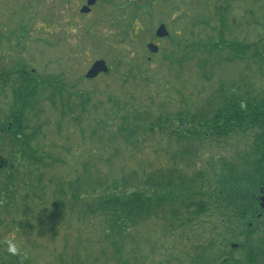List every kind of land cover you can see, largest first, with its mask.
Masks as SVG:
<instances>
[{
    "label": "rangeland",
    "instance_id": "374dc122",
    "mask_svg": "<svg viewBox=\"0 0 264 264\" xmlns=\"http://www.w3.org/2000/svg\"><path fill=\"white\" fill-rule=\"evenodd\" d=\"M86 5L0 0V164L9 160L4 130L20 112L24 75L39 82L30 88L37 96L25 129L39 132L33 147L47 164L50 155L59 160L42 169L41 191L23 190L18 203L0 208V264H190L198 253L218 263L243 260L245 251L231 246L245 243L246 224L222 208L196 211L217 186L218 160L248 158L256 130L207 140L193 137L197 125L163 131L158 119L207 113L214 94L264 101V0H97L81 14ZM161 25L168 39H156ZM101 60L109 72L87 80ZM187 129L183 141L172 133ZM80 181L88 192L93 183L156 195L157 188L168 205L127 236L108 238L103 218L71 208V197L63 202L60 194Z\"/></svg>",
    "mask_w": 264,
    "mask_h": 264
},
{
    "label": "trees",
    "instance_id": "16d2710c",
    "mask_svg": "<svg viewBox=\"0 0 264 264\" xmlns=\"http://www.w3.org/2000/svg\"><path fill=\"white\" fill-rule=\"evenodd\" d=\"M242 53L240 49H237L235 54L243 55ZM22 83L24 85L16 90V106H19L20 112L11 114L9 118L11 123L7 124L4 130L8 142L6 146L10 148V153L6 164H0V171L6 175V179H4L5 177L0 178V199L8 200L7 203L0 202V208L6 210L10 209L11 204L18 203L15 201V196L21 191L27 192L29 189L31 193L37 189L41 191L40 185L45 168L59 163L57 158L50 155L52 162L47 164L44 160L46 155H41L33 147L39 132L30 134L28 131L27 133L23 115L25 110L33 108V99L37 95L30 88L35 89L39 82L34 80V77L24 75ZM61 91L62 89L57 93L61 94ZM88 98L85 97L81 100L80 105L83 109L88 104ZM211 99L213 100L209 104L218 102L216 108H212L215 106L212 105L207 113L199 112L190 116L183 111L176 118H174L175 116L161 118L159 122L163 131L169 130L174 125L176 127L181 124L184 128L190 124L197 125L193 137L202 135L207 140L212 139V136L216 137L214 139H218L235 132L247 133L256 130L248 158H240L235 163L218 160L219 170L215 173L214 178L217 186L197 205L198 210L196 211V214L200 215L206 210L214 211L222 208L230 217L237 219L239 223L246 224L245 232L248 236H246L245 243L239 246L245 251V258L241 261H232L231 258H227L218 263L198 253L190 264H264V210L260 209L258 197L260 187L264 186V101L257 102V99H251L250 96L239 99L235 94L230 98L214 94ZM68 105L69 103L62 105L65 111L64 115L66 113L64 108ZM172 133L177 140L182 141L188 139V135H190L188 131L181 130H173ZM2 143L0 141V145ZM29 179H32V183L28 182ZM88 185L89 183L86 181H80L76 189L72 188L70 194L65 191L60 195L63 197V202L64 198L71 197V208H74L75 204L76 207L83 205L80 211L84 216L103 218L107 223L108 231H111V234L107 235L108 238L111 235L118 238L127 236L133 227L137 224L142 225L151 216L157 217L158 212L168 205V199H166L168 193L162 195L157 188L156 195L144 192L143 188L133 187V189L124 192L116 187L103 189L104 187L100 183H93L92 192H88L85 190ZM162 186L163 184L159 183V187ZM183 208H188V205L184 204ZM258 228L261 234L258 239H253V234ZM10 264L28 263L22 260L21 262L11 261Z\"/></svg>",
    "mask_w": 264,
    "mask_h": 264
},
{
    "label": "water",
    "instance_id": "95a60500",
    "mask_svg": "<svg viewBox=\"0 0 264 264\" xmlns=\"http://www.w3.org/2000/svg\"><path fill=\"white\" fill-rule=\"evenodd\" d=\"M97 0H87V5L84 6L81 10V14H88L91 11V7H93L96 4ZM157 38H164V37H169V33L165 27V25H161L157 32H156ZM149 50L156 54L158 53L159 49L156 45L154 44H149L148 45ZM101 73H108V67L106 65L105 61H98L96 62L91 69L88 71L86 74V78L89 80H93L98 77ZM263 193V196L260 198V207L262 210H264V190L261 191ZM261 216V215H259ZM251 226V225H250ZM232 249H238L237 244L232 245Z\"/></svg>",
    "mask_w": 264,
    "mask_h": 264
},
{
    "label": "clouds",
    "instance_id": "9594fccd",
    "mask_svg": "<svg viewBox=\"0 0 264 264\" xmlns=\"http://www.w3.org/2000/svg\"><path fill=\"white\" fill-rule=\"evenodd\" d=\"M5 243L8 245V251L12 254L18 252L17 243L15 242L14 238H6Z\"/></svg>",
    "mask_w": 264,
    "mask_h": 264
},
{
    "label": "flooded vegetation",
    "instance_id": "af4514ba",
    "mask_svg": "<svg viewBox=\"0 0 264 264\" xmlns=\"http://www.w3.org/2000/svg\"><path fill=\"white\" fill-rule=\"evenodd\" d=\"M262 188V187H261ZM261 188H260V190H261Z\"/></svg>",
    "mask_w": 264,
    "mask_h": 264
}]
</instances>
